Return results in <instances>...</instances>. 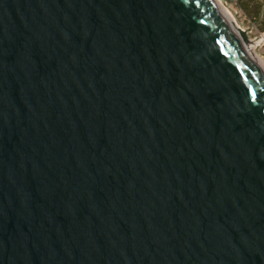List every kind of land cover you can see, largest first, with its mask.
I'll list each match as a JSON object with an SVG mask.
<instances>
[{
    "label": "water",
    "instance_id": "95a60500",
    "mask_svg": "<svg viewBox=\"0 0 264 264\" xmlns=\"http://www.w3.org/2000/svg\"><path fill=\"white\" fill-rule=\"evenodd\" d=\"M241 37L211 0H0V264H264Z\"/></svg>",
    "mask_w": 264,
    "mask_h": 264
},
{
    "label": "rangeland",
    "instance_id": "374dc122",
    "mask_svg": "<svg viewBox=\"0 0 264 264\" xmlns=\"http://www.w3.org/2000/svg\"><path fill=\"white\" fill-rule=\"evenodd\" d=\"M233 15L246 40L252 45L251 53L264 62V0H211ZM222 3V4H221Z\"/></svg>",
    "mask_w": 264,
    "mask_h": 264
},
{
    "label": "bare ground",
    "instance_id": "6f19581e",
    "mask_svg": "<svg viewBox=\"0 0 264 264\" xmlns=\"http://www.w3.org/2000/svg\"><path fill=\"white\" fill-rule=\"evenodd\" d=\"M217 2H216V5L213 3L216 12L228 24V27L230 28V30H232L233 33L234 32L238 33L239 36H240V33H243V32L240 30L239 25L236 22V20L234 19L233 15L229 12L228 9H226V8L224 9V8L218 7L219 4ZM241 41H242V45H244V49H245L249 59L251 60V62H253V64L261 71V73L264 74V62L260 58H255L252 55V53H251L252 45L251 44H249L247 41H244L243 38H242Z\"/></svg>",
    "mask_w": 264,
    "mask_h": 264
},
{
    "label": "snow or ice",
    "instance_id": "6c2138e0",
    "mask_svg": "<svg viewBox=\"0 0 264 264\" xmlns=\"http://www.w3.org/2000/svg\"><path fill=\"white\" fill-rule=\"evenodd\" d=\"M188 2V0H185V3H187Z\"/></svg>",
    "mask_w": 264,
    "mask_h": 264
}]
</instances>
